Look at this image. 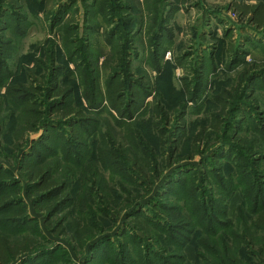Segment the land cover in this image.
Masks as SVG:
<instances>
[{
    "label": "rangeland",
    "instance_id": "374dc122",
    "mask_svg": "<svg viewBox=\"0 0 264 264\" xmlns=\"http://www.w3.org/2000/svg\"><path fill=\"white\" fill-rule=\"evenodd\" d=\"M255 2L0 0V232L30 244L12 264H264V28L236 7ZM113 75L150 87L132 119L107 106ZM55 76L97 120L82 146Z\"/></svg>",
    "mask_w": 264,
    "mask_h": 264
},
{
    "label": "trees",
    "instance_id": "16d2710c",
    "mask_svg": "<svg viewBox=\"0 0 264 264\" xmlns=\"http://www.w3.org/2000/svg\"><path fill=\"white\" fill-rule=\"evenodd\" d=\"M237 11L245 18H248L249 21L255 24L259 28H264V0H257L255 3H242L238 4ZM0 16L5 14L4 11L0 13ZM2 21L3 19L0 18ZM162 19V18H161ZM162 23L159 24L160 31L156 33L155 42H159L164 33H161L165 25V18L161 20ZM128 24L130 21L127 22ZM131 26V24H129ZM154 42V43H155ZM156 43V44H157ZM159 45V43H158ZM155 52V51H154ZM113 82L115 78H118L117 87L114 90H110L109 96H107V106L109 110L116 112L122 120H128L135 117L138 111L142 112L145 110V100L147 96H150V87L148 84L144 83L142 80H129V85H126L127 82L124 78H120L118 75L112 76ZM142 79V76L140 77ZM93 80H98L97 78H92ZM59 77H54V86L53 89L59 91L58 95L62 98L57 100V105H52L54 112H59L68 118L66 119L67 125L70 129V135L67 136V142L69 145H83V135L89 130L94 131L96 125V118L82 114V110L75 109L72 105L69 98V93L71 92L70 88H62L59 84ZM13 88H8V91L14 90L15 94L19 97L20 105V123L25 132L37 131L40 123L43 122L42 110H39V105L41 107L42 102L36 100L31 96V90L25 88L22 84H18ZM126 91V92H125ZM223 100V97H221ZM4 101L0 99V112L3 109ZM106 105V104H105ZM164 115H167L164 114ZM219 115H215L213 126L217 127L219 121ZM212 126V127H213ZM46 144V142H44ZM58 168L41 169L38 173V180L41 183V187H47L49 190H52L48 193L49 196L54 195L59 192L62 193L67 187L66 181L56 180L58 174ZM58 186L54 187V184ZM47 189V190H48ZM254 228L257 230H264V214H260L254 220ZM30 251V244L26 240L21 239H12L11 237L4 235L0 232V264H12L16 259L21 257L25 252Z\"/></svg>",
    "mask_w": 264,
    "mask_h": 264
},
{
    "label": "crops",
    "instance_id": "0c3cea01",
    "mask_svg": "<svg viewBox=\"0 0 264 264\" xmlns=\"http://www.w3.org/2000/svg\"><path fill=\"white\" fill-rule=\"evenodd\" d=\"M140 22V21H139ZM143 24H144V21L142 22V26H143ZM175 37H176V35H175Z\"/></svg>",
    "mask_w": 264,
    "mask_h": 264
}]
</instances>
